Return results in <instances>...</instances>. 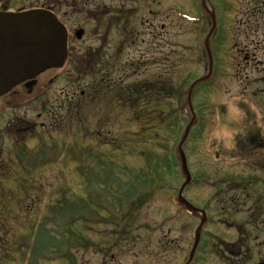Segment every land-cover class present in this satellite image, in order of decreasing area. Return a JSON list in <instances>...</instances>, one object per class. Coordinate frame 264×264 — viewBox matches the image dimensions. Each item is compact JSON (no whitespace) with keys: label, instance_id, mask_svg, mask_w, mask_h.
I'll return each instance as SVG.
<instances>
[{"label":"rangeland","instance_id":"1","mask_svg":"<svg viewBox=\"0 0 264 264\" xmlns=\"http://www.w3.org/2000/svg\"><path fill=\"white\" fill-rule=\"evenodd\" d=\"M42 1L43 0H0V3L13 4L16 2L20 6L30 7L41 5ZM44 1L53 5V8L58 9L59 15L67 28L76 29L78 26H82L85 30L80 39L70 40L71 45L63 62L56 68H52L51 70L48 69V72L44 73L45 76L43 77V74L40 79L41 84L43 83V79L46 80L47 77L51 75L54 76V74L57 75L58 73L49 84L50 87L47 88L44 97V99L47 98L49 106L57 108L58 105L63 102L64 99L61 96L62 91H65L66 97H68L71 91L75 89V95L71 99V103L75 99H81L88 91V86L93 83V79L96 78V75L89 76L83 73V66H90L91 64L96 66V63L100 62L106 53L105 60L106 58L110 59L109 61L106 60L110 72H116L117 69L119 70L118 63L120 65L127 56L134 59L139 58L137 61H134L135 65H140V61L144 58L150 59L151 62H153V64H150L152 66H154V61L157 63L158 61L163 62L167 59L168 65L172 69L166 73L167 77H163L162 75L159 78L156 73L148 70L141 73L143 67L130 66L131 70H126L130 72V75L128 78H125L126 84L124 91L119 92L120 90L118 91L116 88L106 91L107 97H111L109 98V105H106V100H104L105 108L99 109V104L90 106L84 102H82V107L80 109L78 107H71L69 108L70 113H66V115L72 119L74 118V113H76L78 120H68L65 118L63 122L56 127V131L52 130L50 127L54 120L44 121L42 126L38 125L43 123V120H25V122L23 120H13V122L17 121L18 127L23 126L22 124L24 123L27 125L28 122H35V127L41 129V132L38 133H34V130L23 135L18 133L17 137L22 139L21 137L23 136L26 137L30 134H34L32 136V144L38 142V137L57 149L59 144L55 143L56 140H59L62 136L67 134L72 136L74 133L73 130L77 127L81 130L78 131L79 136L84 137L85 140L90 142L102 144V147L107 151L108 155L112 153L109 157L111 161L115 162L113 164H117L120 168H123L124 165H128L130 170L135 171L134 174L127 175L128 171H126V174H121L124 180L127 181V179H130V177L134 175L135 179L133 182L140 185L139 182H143L144 179L140 168L147 160L144 154L138 151V147H136V149L135 147L129 149V145L126 146V139L127 143L129 140V136L128 138L125 136V131L128 127L127 120H157L159 122L156 125L157 132L153 135V138L150 139V143L146 148L149 149L150 152L151 150H156L158 156L166 155L165 145L170 149V138L178 130L182 120H186L180 110V101L184 99L183 90L188 85L189 77H191L189 75H199L203 70L204 59L201 56L200 49L206 26L205 21L201 18L203 12L197 8L195 0ZM170 6H178V13L171 10ZM194 17L197 18L193 19ZM113 24L114 26H111ZM212 44H214V42H212ZM96 45L101 49L99 50L101 56H96L94 51H92V48ZM228 45L232 47V45ZM120 46L122 49L117 50ZM262 46L263 50L261 49ZM250 52L256 53V56L261 55V57L264 58V45H251L248 53L250 54ZM229 53L230 51L227 52V57L222 55L221 60L217 59V66L222 63L225 68L229 69L231 65H235V63L232 62L233 57H230ZM171 56L177 57V63H179L181 59V64L176 69H173V58ZM77 59H83L82 63L78 61L77 65ZM161 65H159V68L163 70L165 68L164 64L161 63ZM132 70L135 71L132 72ZM143 73H146L145 77L142 76ZM253 74L257 76L259 72L254 71ZM151 75L156 76V78ZM236 76L235 70H233V73L227 75L225 80L226 82L235 81L238 84V80L235 79ZM157 78L159 80H157ZM142 80L159 81L162 88L158 91H154L155 88H152V83L150 81L142 84ZM238 85L239 94H241V86L240 84ZM155 87L157 86L155 85ZM219 87L220 85L216 82H213L210 86L212 90L211 93L215 98L219 93ZM81 89L84 91L83 95L79 93ZM134 91H139L141 94L134 97L132 94ZM119 94H124V102L126 103L119 102ZM226 94L229 95L228 92H226ZM23 95H27L26 91L23 92ZM202 99L203 97L201 95L199 101ZM83 100L84 98H82V101ZM130 100H133V103L130 104ZM48 104L45 102L43 105L47 107ZM246 105H248V103H246ZM27 107L24 108L23 105V108L20 110L11 111L4 117L36 116V108L33 107L34 110L32 112H24L28 110ZM220 109L222 110V117L220 116V119L230 120L229 113L226 111L228 108L226 106H221ZM245 109L248 112V118L245 120H257L254 106ZM212 111L214 112V110ZM215 111H218V109ZM210 113L211 112H209V114ZM214 113L219 114L217 112ZM232 118H236L234 113L232 114ZM103 120H108L110 123L108 128L112 131L113 135L108 132L106 136H104L105 133L103 134V132L102 135L98 134L97 129H95L97 122L99 121L103 125ZM7 121L8 120H2L0 122V126H5L4 129L0 130V146L3 145L5 150L16 142L15 139L11 138V134L9 136L5 133ZM135 127L136 123L131 122L130 132H132V129ZM227 127L238 129V132H244L246 129L255 128L253 124L243 121L239 123L228 122ZM96 131L97 133H95ZM204 140L205 151L203 152ZM204 140H202L201 143H197L199 146L198 148L194 147L193 150L190 151V169L193 174L199 175V181L197 182L196 180L197 183L195 182L192 187L194 191L192 189V191L189 192L195 200L189 198L193 202L207 207L213 219V225L210 227V234L208 235L209 246H207L203 256H201L203 254L201 253V255L197 257L196 264H227L221 259L218 248L213 245L214 243L219 246L221 245L219 239L214 235L227 237L230 240L234 239L232 232L237 231L235 227L239 224L236 221H243L248 229L256 231L253 226V223H255L254 216H258L259 214L255 211H250L249 214L245 213L248 208L253 206L254 202L249 201L245 203V205L233 206L232 202H225V200L221 198L224 194L221 190L217 189L216 186L214 188L210 186L211 179L216 177L215 173L219 172L221 162L220 160H215L213 153L218 152V155L223 154L224 151L234 153L235 149L225 148L223 145L215 143H208V135ZM190 146L191 141L188 143V150ZM141 148L144 149L145 147ZM61 155L63 157L60 162L61 178L57 180L49 175L50 178H48L45 183L49 181H51V183L43 186L48 190L46 194L47 200L53 202L61 201L63 195L77 193V186L81 187L83 193L86 191L87 187V195L89 194V181L83 176V178L80 177V179H78V184H76L75 175L69 173L72 170L80 176L79 171L83 161L88 164L95 173L94 189L98 187L100 188L99 192L106 195L105 190L107 189V184L103 185L100 182L101 177L105 176L103 166L100 167L99 171V163L97 162V158L93 157L92 153L89 152V157L85 158L83 161H78L77 159L80 158L76 154H71L67 149L61 150ZM227 160L231 162L232 158L228 157ZM106 161L108 164H111L109 158ZM141 170L143 171L144 168ZM254 171L255 170L252 169L249 172L252 173ZM166 172L170 171L166 170ZM145 174L154 179L156 185L158 179L155 174L150 173L147 169H145ZM23 177L24 175L18 174L19 179ZM2 178H6V174H3ZM159 180L162 181L161 179ZM147 181L148 188L146 190L151 187V180ZM43 187L37 186V188H35L38 192V197L44 195L45 191ZM219 188L221 189V186H219ZM19 189H22L21 183L19 184ZM30 189L31 187L29 190ZM256 189L257 192L255 191ZM238 191L240 193V198L259 200V193L262 192L264 194V183L258 182L255 185L242 186ZM0 192H3V187L1 188V186ZM159 192L160 191H154L151 197H146L150 195L149 192L148 195H145L146 198H141V205L132 209L126 219L117 225L107 224L99 217H92L88 221H76L77 223L75 224H80V231L83 234L81 237H84L86 243L83 246H80L79 241L74 245L73 242L77 241L75 239L72 242L73 246L71 250L64 251L60 248L59 250L54 248L57 245L54 243L55 241L64 242L63 240L66 241L70 237L68 233H65L64 239L60 236V230L64 226V230H67L68 223L71 225V221H73L72 218L66 217L64 221L59 222L58 226L61 228L59 233H53L56 236L54 239L50 240L46 235L43 236L42 243H45L44 245L47 247V250H43L41 253L42 255L38 256L40 257L39 259L34 260L33 258H35L36 255L33 254L31 258L29 255V260L28 256H26L24 261H22V255L17 250L15 252L10 249H5L9 248L11 239H4L2 241V246L5 248L2 249L1 258L2 260L4 256L9 258V254L10 258H13L15 255L14 264H74V262L70 263V259L72 261L75 260L76 264H179L184 256V247L188 239V231L184 229V226L185 228H189L192 221L189 219H181L177 220L178 222L176 225H174L175 222L170 223V221H172L170 215L175 214L174 209L167 198L164 199ZM223 192H226L227 195L229 194V190H224ZM21 195H23V193L19 192L18 196ZM69 197L71 201L75 200L71 198L72 195ZM2 199L4 198L0 194V200ZM37 209L42 211V203L38 204ZM237 209L241 211L244 210L245 212H240ZM227 210H229V213L226 216L229 217V221H235L233 225L235 226L234 229H227L230 226L221 222V219L225 218L219 217ZM5 211L6 207L2 205L0 215L8 216L9 213L7 214ZM24 213L29 214L30 212L27 209L18 210L17 220L12 222V229L10 230L20 232L25 229L24 223L26 222H18V220L22 221L21 217ZM45 215L47 217L42 219L40 225L48 221V229L51 227L56 228L53 223L50 222V220L53 219L52 213L46 210ZM7 225L8 224H5V228H8ZM71 227L73 232H75V225H71ZM115 234L117 236L116 238ZM76 236L78 237L77 233ZM33 245L35 249L37 242L33 243ZM76 246L79 247L77 248ZM74 253H76V255L72 257Z\"/></svg>","mask_w":264,"mask_h":264},{"label":"flooded vegetation","instance_id":"2","mask_svg":"<svg viewBox=\"0 0 264 264\" xmlns=\"http://www.w3.org/2000/svg\"><path fill=\"white\" fill-rule=\"evenodd\" d=\"M213 2L212 5L218 14L217 29L215 31L216 33H214L215 35L217 34L216 40L219 44L218 47L221 49V55L226 57L227 52L230 51L229 55L230 57H233L232 62L235 63V68L233 65H231L229 68L230 71L229 69L225 68L222 63L218 65L219 70L217 71V74L215 70V76H217V79L214 80L215 77H213V81H216L221 86V94L219 95L221 106H226V103H228V94H226L228 90L225 88V84H222V81L227 75H231L233 70H235V75H237L235 79L238 80V84L241 86V94H238L237 97L241 101L240 107L245 109L254 106V112L255 115H257V120L258 118H260V120H264V68L262 67L261 69L262 75L254 76L253 74L254 71H260L258 68L264 64V58H262L261 55L256 56V53L254 52H250V54L248 53L251 45H264V0H214ZM14 4H16V2ZM14 4L10 6L9 4L0 3V10L17 11L19 9H23V7H18ZM228 44L232 45V47ZM99 49L100 48L97 45L92 48V51H94L96 56H101ZM120 49H122L121 46L117 48V50ZM261 49L263 50V46ZM106 54H104V58L100 60V62L96 63V66H93L92 64L90 66H83V71L85 73L90 74V76L96 75V78L93 79V83L88 86V91L82 97L84 98L83 101L81 98L75 99L71 103V99L75 95L74 89L71 91L68 97H66V92L62 91L61 96L64 100L58 105L57 108L54 106H49L47 98L44 99L47 86L43 83L40 84L41 75L36 76L34 79V84L30 87L23 82L16 85L11 91L0 96V122L2 120H8L6 123L7 129L5 133L9 136L11 134V138L18 142V133L23 135L30 133L33 130L34 133H38L41 132V129L35 127V122H28L27 125L24 123L22 124L23 126L18 127L17 121L13 122V120H23L24 122L25 120H43V123L38 125L42 126L44 121L64 120L67 118L66 113H70L69 108L78 107L80 109L82 107V102L89 104L90 106H96L99 104V109L105 108L104 100H106V105H109V98L111 97H107L106 91L109 89L114 90L115 88L118 91L120 90L119 92L124 91L126 84L125 78H128L130 75V72L126 70H131L130 66L143 67L141 73L148 70L150 72L156 73L157 77L159 78L163 75V73H168L169 70L172 69L169 67L167 59H165L163 62L158 61L157 63L154 61V67L150 65L151 63L153 64L150 59L144 58L140 61V65H135L134 61H137L139 58L134 59L127 56L122 61V63H120V65L118 63V68H120L119 70L117 69L116 72H110L106 62V60L109 61L110 59L106 58L105 60ZM171 57L173 58V69H175L177 67V57ZM78 61L79 63H82L83 59H77V65ZM161 63H163L165 67L163 70L159 68ZM133 71L135 70H132V72ZM142 76L145 77L146 73H143ZM153 77L156 78V76ZM157 80L159 79L157 78ZM145 83L146 81L142 80V84ZM24 91L27 93L26 96L23 95ZM83 92L84 91L82 89L79 91L81 95H83ZM124 101V94H120L119 102L126 103ZM45 102L48 104L47 107H44L43 105ZM246 103H248V105H246ZM23 105L24 108L28 106V110L24 112H32L34 110L33 107H35L37 110L36 116L4 117L11 111L20 110L23 108ZM226 111L228 110L226 109ZM245 111L247 110L245 109ZM74 114L75 115L72 120H78V116L76 113ZM203 120H205V118H203ZM253 122L256 124L255 120ZM4 128L5 126H0V130ZM241 135L242 137L238 138L237 140L240 143H256L260 145L258 148H262L264 146V135L261 134V130L258 126L257 128L255 126V128H251L249 130L246 129ZM253 146L249 147L251 150L247 151L246 155H244L245 157L243 163L245 165L242 166L241 172L238 174L241 175L242 178V173H246L248 170L252 169L255 170L254 174H251V183L248 185H255L258 182L264 180V156L259 159L258 155L252 152ZM255 146L257 147V145ZM238 154L241 156L242 152H238ZM234 170H240V168H234L230 171L233 172ZM256 171L260 172V174L263 176H259ZM240 186V178L227 177L224 175L221 181V190H229V194L227 195L226 192H223L224 194L222 199H224L225 202H232L233 206L245 205V203L249 201L254 202V206L255 203H260L263 200L261 198L263 196L261 195L259 197L260 201L249 198H240V193L238 191ZM251 208H248L246 212L251 211ZM239 209L237 210L240 212H245L244 210L241 211ZM228 213L229 210H227L224 214L227 215ZM225 215L221 214L219 217H226ZM254 217V222L259 223L261 231L248 232L249 238L254 240L253 247H239L232 251L231 249H228L230 250L229 253L222 254L227 264H256L264 260V216L256 215ZM226 222H228V220H226Z\"/></svg>","mask_w":264,"mask_h":264},{"label":"water","instance_id":"3","mask_svg":"<svg viewBox=\"0 0 264 264\" xmlns=\"http://www.w3.org/2000/svg\"><path fill=\"white\" fill-rule=\"evenodd\" d=\"M213 23L215 22L211 14ZM82 30H77L79 37ZM65 29L56 17L46 10H33L24 13H0V93L5 92L23 79L32 77L40 70L55 65L65 48ZM209 35L203 41L207 53L209 70L206 75L196 79L188 90L187 103L191 107L192 87L207 79L211 73L212 56L209 49ZM179 143L178 154L181 159L183 173L188 176L185 156L182 149L183 141ZM188 180L183 184V186ZM183 204L189 210L196 212L198 209L180 196ZM204 219L195 232L196 245ZM264 264V263H262Z\"/></svg>","mask_w":264,"mask_h":264},{"label":"clouds","instance_id":"4","mask_svg":"<svg viewBox=\"0 0 264 264\" xmlns=\"http://www.w3.org/2000/svg\"><path fill=\"white\" fill-rule=\"evenodd\" d=\"M225 88L228 90V108L230 122L239 123L248 118V112L240 107L241 101L237 98L239 94V85L235 82H225ZM236 113V118H232V113ZM258 127L261 134L264 135V120L258 118ZM240 133L236 129L229 128L219 121H213L208 131V143L223 145L225 148L234 149L236 147V136Z\"/></svg>","mask_w":264,"mask_h":264},{"label":"trees","instance_id":"5","mask_svg":"<svg viewBox=\"0 0 264 264\" xmlns=\"http://www.w3.org/2000/svg\"><path fill=\"white\" fill-rule=\"evenodd\" d=\"M119 96H120V94H119ZM119 96H118V97H119ZM130 210H131V208L128 209V210H125V209L123 208V212H124V213H128ZM128 214H129V213H128ZM128 214H124V215H128ZM44 234H45V233H44ZM45 235L47 236V238L50 237V235H48V234H45ZM40 238H41V237H40ZM40 238L36 239V241H37V242H41V239H40ZM36 246H37V248H39V249L41 248V245H40L39 243H37Z\"/></svg>","mask_w":264,"mask_h":264}]
</instances>
